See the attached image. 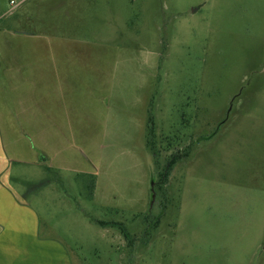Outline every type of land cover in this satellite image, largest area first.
I'll return each instance as SVG.
<instances>
[{"label": "rangeland", "instance_id": "1", "mask_svg": "<svg viewBox=\"0 0 264 264\" xmlns=\"http://www.w3.org/2000/svg\"><path fill=\"white\" fill-rule=\"evenodd\" d=\"M0 98L71 264H264V0H0Z\"/></svg>", "mask_w": 264, "mask_h": 264}, {"label": "crops", "instance_id": "2", "mask_svg": "<svg viewBox=\"0 0 264 264\" xmlns=\"http://www.w3.org/2000/svg\"><path fill=\"white\" fill-rule=\"evenodd\" d=\"M17 85L20 86V80ZM2 88L3 95L5 89H12L3 85ZM4 99L0 98V264H71L59 240L41 235L37 211L10 183L13 163H45L51 135L42 144L41 127L46 122L58 126L59 120L27 119L28 109L21 105L10 106L15 109L12 115ZM23 135L41 143L43 147L35 146L40 154L26 143Z\"/></svg>", "mask_w": 264, "mask_h": 264}, {"label": "trees", "instance_id": "3", "mask_svg": "<svg viewBox=\"0 0 264 264\" xmlns=\"http://www.w3.org/2000/svg\"><path fill=\"white\" fill-rule=\"evenodd\" d=\"M217 129H218V127H217ZM217 129H216V131H217ZM216 131H215V132H216ZM215 132H214V133H215ZM214 133H212V135H213ZM210 136H211V135H210ZM177 159H178V157H177L176 155H174V156L172 157V159L168 162L167 167H166V170H167L166 174H168L169 170H171L173 164H175V162L177 161ZM157 220H158V219H157ZM156 222H157V221H156Z\"/></svg>", "mask_w": 264, "mask_h": 264}, {"label": "water", "instance_id": "4", "mask_svg": "<svg viewBox=\"0 0 264 264\" xmlns=\"http://www.w3.org/2000/svg\"><path fill=\"white\" fill-rule=\"evenodd\" d=\"M152 197H154V195Z\"/></svg>", "mask_w": 264, "mask_h": 264}]
</instances>
